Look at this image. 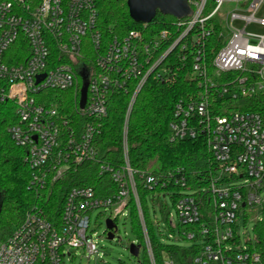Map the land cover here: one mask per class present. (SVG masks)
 <instances>
[{
	"label": "built area",
	"instance_id": "2783aa9c",
	"mask_svg": "<svg viewBox=\"0 0 264 264\" xmlns=\"http://www.w3.org/2000/svg\"><path fill=\"white\" fill-rule=\"evenodd\" d=\"M206 1H191L194 14L179 19L178 26L184 30L158 55L171 37L168 30L147 39L143 30L132 29L122 38L106 42L97 28L95 0H0V105L10 102L18 117L8 131L15 144L26 150L24 161L34 171L29 188L43 191L91 161L99 163L101 174H111L118 186V193L112 196L97 195L91 185L73 186L65 195L58 223L49 219L43 206H34L13 234L0 242V264H65V257L71 256L73 249L97 252L90 229L92 212L113 208L116 214L109 217L116 222L119 214L129 215L132 197L149 245L135 180L137 172L129 163L127 124L121 167L101 160L96 140L109 112L111 94L133 90L129 114L139 90L177 46L191 52L193 78L206 90L195 101L176 104L175 118L169 125L170 138L181 140L205 134L219 170L206 192L213 201V214L206 216L202 211L204 191L177 194L175 201L178 223L171 226H177L179 239L191 242L203 236L205 245L187 263L168 257L165 264H264V250L251 248V239L242 245L236 227L241 212L264 201V125L255 112L214 113L206 85L209 81L220 96L233 97L263 88L264 33L247 31V24L255 22L264 27V18L256 17L264 0H231L238 6L223 19V30L227 27L229 34L222 31L225 43L213 65L219 74H240L221 89L208 76L202 46L211 33L205 21L221 10L226 0H216L214 10L203 16ZM238 20L245 26H235ZM80 65L87 70L88 78L83 108ZM163 70L158 74H165ZM230 84H237L238 89L230 88ZM47 90L79 94L77 114L85 121L68 116L57 105H49ZM146 182L149 188L160 183L151 175ZM174 183L184 186V175L174 178ZM161 185L166 186L165 182Z\"/></svg>",
	"mask_w": 264,
	"mask_h": 264
},
{
	"label": "trees",
	"instance_id": "16d2710c",
	"mask_svg": "<svg viewBox=\"0 0 264 264\" xmlns=\"http://www.w3.org/2000/svg\"><path fill=\"white\" fill-rule=\"evenodd\" d=\"M216 0H207L203 16L209 15L216 7ZM98 12L97 28L104 41L114 37L122 38L132 29H141L145 38L155 37L161 30H168L171 37L161 47L162 54L179 37L184 30L178 26L179 19L171 15L157 13L155 19L144 26L135 22L130 14L126 0H95ZM223 14L216 12L205 21V28L211 33L205 37L203 48L204 64L208 76L217 83L216 88L237 77L236 73H217L213 61L215 55L225 43L222 35ZM191 50V49H190ZM189 50V51H190ZM183 56L185 59H183ZM158 57V56H157ZM193 56L191 52L177 46L161 62L136 95L127 114L133 90H116L111 94L109 112L104 119L100 134L97 136L99 156L102 161L114 167L124 164L123 139L124 125L127 124L126 138L128 156L131 167L136 170L135 180L149 238L146 242L139 211L135 199L128 202L129 217L132 229L141 246L142 256L139 264H165L168 257H174L181 262H189L205 245L204 237L197 236L191 244L182 246L176 243L162 242L157 237L154 223L149 213V202H159L168 219L167 205L164 197H171L174 205L177 194L184 192L198 194L204 191L203 212L206 216L213 214L214 207L211 195L206 193L210 180L217 175L219 163L215 160L207 143L205 134H197L193 138L171 140L170 122L175 118L176 104L183 101H195L206 90L199 86V81L193 78ZM164 74H158L161 70ZM160 70V71H159ZM163 70V72H164ZM229 84V83H228ZM209 89L210 106L216 114L224 115L232 111L258 113L264 125V82L263 88L252 94H231L220 96L215 87L206 83ZM230 88L238 89L237 84ZM49 105H57L70 117H78L83 123L85 119L77 114L80 95L72 90H47ZM127 118V121H126ZM18 121L14 107L10 102L0 105V242L6 241L17 226L25 219L27 213L36 205L45 209L50 220L58 223L61 216L65 195L73 186L91 185L99 196H112L118 193V186L111 174H101L99 163L86 162L77 170L67 173L60 180L51 184L43 191H34L29 183L34 175L24 157L26 150L17 146L8 131L9 127ZM142 175V176H141ZM155 176L160 183L154 188L148 187L146 178ZM184 175L186 184H175L174 178ZM165 182L166 186H162ZM205 189V190H203ZM175 191V192H174ZM163 192V194H161ZM170 193H175L171 195ZM264 206V201L262 204ZM238 228V226H236ZM256 238L252 241L254 250H264V217L255 226ZM237 233V232H236ZM43 264V263H40Z\"/></svg>",
	"mask_w": 264,
	"mask_h": 264
},
{
	"label": "rangeland",
	"instance_id": "374dc122",
	"mask_svg": "<svg viewBox=\"0 0 264 264\" xmlns=\"http://www.w3.org/2000/svg\"><path fill=\"white\" fill-rule=\"evenodd\" d=\"M238 3L236 1L226 0L221 7L220 13L223 14V19L226 15L237 8ZM257 18H264V3H262L257 11ZM235 26L242 28L245 26L244 21H235ZM224 33L229 34V29L224 28ZM247 31L254 32L256 34H263L264 27L251 22L247 24ZM163 194V192H161ZM261 197L264 199V183L261 191ZM167 205V211L170 213L168 219L165 218V213L159 202H154V206L149 202V213L154 227L157 233V237L162 242L176 243L182 246L191 244L189 240L179 239L178 229L173 228L172 224L178 223V215L176 207L171 199L167 196L164 199ZM116 211L113 208H109L106 211L102 209H96L91 214V233L96 240L97 252L89 254L86 250L73 249L71 256H66L64 259L65 264H139V257H135L131 254L129 245L132 242L137 243V237L132 229L131 220L129 216L119 214L117 218V230L115 232V238L110 240L107 237L106 219L115 215ZM264 217V206L256 205L251 209L245 210L240 213L238 218V235L240 237V243L244 245L246 240L252 241L256 238L255 226L258 221ZM96 233V234H95ZM95 234V235H94ZM139 256H142V252Z\"/></svg>",
	"mask_w": 264,
	"mask_h": 264
},
{
	"label": "water",
	"instance_id": "95a60500",
	"mask_svg": "<svg viewBox=\"0 0 264 264\" xmlns=\"http://www.w3.org/2000/svg\"><path fill=\"white\" fill-rule=\"evenodd\" d=\"M131 18L137 23L149 24L151 23L157 13L163 15H171L177 19H184L191 17L194 14V8L191 4L192 0H126ZM200 1V0H198ZM79 72L83 78V86L80 97V107L85 106L88 91L87 70L84 66L78 67ZM2 212V203L0 202V215ZM106 229H108L107 237L112 240L115 238V231L117 224L110 217L106 219ZM130 252L133 256L140 255L141 246L135 242L129 245Z\"/></svg>",
	"mask_w": 264,
	"mask_h": 264
}]
</instances>
